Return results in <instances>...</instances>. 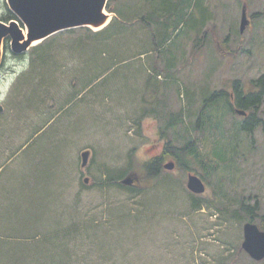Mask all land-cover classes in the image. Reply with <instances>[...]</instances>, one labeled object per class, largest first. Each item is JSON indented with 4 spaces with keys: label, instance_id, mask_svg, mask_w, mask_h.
I'll use <instances>...</instances> for the list:
<instances>
[{
    "label": "rangeland",
    "instance_id": "1",
    "mask_svg": "<svg viewBox=\"0 0 264 264\" xmlns=\"http://www.w3.org/2000/svg\"><path fill=\"white\" fill-rule=\"evenodd\" d=\"M205 2L209 20L204 29H198L208 32L205 37L197 33L189 39L178 38L177 43L186 42V55L166 78L155 69L164 70L166 58L159 54L162 47L154 48L152 43L159 27L155 24L149 30L136 19L140 11H149L150 1H115L114 6L122 11V15L117 13L118 23L126 30L107 42L101 36L83 43L93 55L97 45L102 49L106 45L109 52L95 63L80 48L73 55L77 42L69 40L76 33L66 34V40L53 49L56 65L41 78L44 88L34 92L40 96L39 104L31 109L24 101L34 90L19 78L29 69L33 46L20 55L24 64L12 49L11 37L4 41L0 264L16 259V264H264L242 248L244 224L250 220L264 224L262 125L253 133L236 131L244 117L230 111L226 98L210 107L207 104L208 108L202 104V100H215L209 97L214 91L243 90L264 72V0H248L250 21L242 33L244 0ZM3 11L0 0V14ZM170 33L174 38L175 33ZM115 63L119 64L112 67ZM37 67L39 73L47 70ZM98 74L102 76L83 92L63 101ZM147 80L151 85L147 86ZM186 89L190 94L186 95ZM181 103L183 122L169 129L165 139L160 126L172 111L181 109ZM154 109L157 115L151 113ZM258 117L264 118V102ZM169 139L178 146L188 139L197 141L199 151L216 165L213 173L200 169L209 184L201 196L211 206L199 211L189 208L188 173L178 165L172 170L164 167L176 162L174 157L164 160L160 177L154 181L156 191L142 190L144 162L159 156ZM218 145L231 147L224 167L215 163ZM87 148L92 154L81 168V152ZM129 166L132 172L125 175L135 173L138 182L131 186L138 190L90 186L93 178L99 181L108 172ZM87 177L89 187L82 185ZM139 190L144 192L138 194ZM239 198L257 204L254 219L232 216ZM93 225L103 227L92 230ZM105 227L111 239L102 238Z\"/></svg>",
    "mask_w": 264,
    "mask_h": 264
},
{
    "label": "trees",
    "instance_id": "2",
    "mask_svg": "<svg viewBox=\"0 0 264 264\" xmlns=\"http://www.w3.org/2000/svg\"><path fill=\"white\" fill-rule=\"evenodd\" d=\"M149 1H150L149 11L146 14H141V11H140L136 19H138V21L144 22V26H147L148 29L152 28V26L155 24L159 27V33H156L155 41L152 43H153L154 48L162 47L163 50L159 51V54L164 55V57H166L164 59V62H165L164 70L166 71H164L163 69L159 70V68L157 67L155 69L158 72L160 71L164 72L166 75L165 77L168 78L169 74L173 73L172 70L173 71L176 70V67L178 66V60L182 57V55L184 57L186 55V50L184 49V44H186V42L177 43L176 41L182 35H185L186 38L189 39L191 38V36L194 37V34L202 33L198 28L204 29L206 27L205 26L206 23L209 20V18H207V12L209 11V9L206 6L208 4L205 2L206 0H149ZM112 2L113 0H109L107 4V9L113 12L115 11L122 15V11L119 10V8L117 9L112 4ZM3 3H4V11L3 13L0 14V19L6 22L12 19L19 21L18 17L9 9L5 0H3ZM133 12H137V10H134ZM129 13H132V11H130ZM118 21H119L118 18H114L113 21L106 28L96 31V32L88 27L71 29V30L53 35L52 37L46 39L42 43L34 46L29 56V59H30L29 69L28 71H23L21 73L22 78H19V80L24 79L25 80L24 82H27L26 84L27 89L32 88L34 90L31 92L32 94L25 97L26 100L24 101V103L28 104L27 107L31 109V108H35L36 106H38L37 104H39L40 96L38 93H36V96H35L34 92L38 88H39L38 90H40L41 88H44V85H43L44 79H42L41 81V78H44L43 76L46 77L49 71L51 72V68L56 65L55 57L57 56V53H55L53 49H55V47L61 41L63 42L66 40V39L63 40V37L66 34L73 35L74 33H76L74 35L75 36L74 40L70 38L71 40L70 41L68 39L70 43L77 42L76 45L73 47L71 54L78 55L77 52H78V49L80 48L82 50L81 52H84V55L86 56L90 55V61L95 63L96 61L100 59V57L105 52H109L107 51V46L104 45L103 49L105 51H103L102 47L97 45V47L92 51V53H96V55H93L89 53L87 49L89 45L83 46V43L95 37H99V39H101L100 38L101 36H102V39H101L102 42L109 41L110 40L109 37L119 33L120 31L122 32L123 29L126 30V28H124L126 26L122 27L118 23ZM176 30L178 33L173 38L172 33L170 32L172 31L175 32ZM79 31H85V34L77 33ZM156 31H152V32H156ZM206 33L207 32L204 31V33L202 34L206 35ZM157 36L159 38V41L157 39ZM229 37L230 36H227L223 40V43L227 44V40L229 39ZM93 43L95 44L96 42L94 41ZM226 47H228L227 49L230 50L229 46H226ZM226 47H225V52H228V50L226 51ZM140 54L141 53H138L135 56H139ZM21 58L23 59V61L21 62L24 64H27L26 60L23 57ZM117 64L119 63L113 64L112 67ZM37 65L47 67L46 68L47 70L44 71V73H41V72L39 73V71L37 70L38 68ZM178 68L181 69V67H178ZM101 76L102 74H98L97 76L87 79L85 83H83L80 90L70 93L68 95L69 97L67 96L63 101L68 100V98L72 100V94L73 95L80 94L86 88H88L93 82L97 81ZM37 79H39V81H36ZM152 79L154 80L155 83L160 84V82L158 83L157 78L152 77ZM148 85H151L150 80H147V86ZM153 87L155 91L156 86H153ZM236 90H237L236 93L238 96L237 97L238 107L241 109L252 110L251 114L247 116L246 119L242 121V123H240L239 128L236 131L243 130L249 133H253L256 126H258L259 124L263 125V130H264V119H261L258 117V110L264 101V72L258 78L251 81L250 83L251 92L248 95H246V97L244 96V92H245L244 90H241L239 88H236ZM190 92L191 91L186 89V95L190 94ZM211 97L214 98L215 95L213 96L211 95ZM40 104H41V101H40ZM230 107H231V110H233V107L232 106ZM155 110L156 109H154V112H151V113L157 115V111ZM183 111H184V108H183V105L181 104V109L179 111L177 112L172 111V115H169L168 118L166 117L165 124L160 127L161 136H165L166 132H168L169 129L173 127H177L178 124L183 122V117H184ZM139 119L140 118H137L135 121L137 124H139ZM230 142L231 141L228 139V144ZM218 148L219 149L215 153L216 155H214L216 159L215 163L219 165H223L224 167L228 164V157L226 159V156H227L226 151L231 149V147L228 148L226 146L223 147L221 145H218ZM199 149L200 148L198 147V142L195 140L188 139L187 141L183 143L181 142V144L178 146L175 144L174 141L169 139L168 142L165 144L163 154H161L160 156L153 157L144 162L141 180L143 183H145L144 184L145 186L142 187V190L144 191L147 189L154 190L156 188L154 181L155 179H158L160 177V174L162 172V164L168 156L169 157L175 156L178 159V162H177L178 166L181 167V169L184 172L191 171V172L197 173L204 180L208 181L206 173L207 174L209 172L213 173L214 167L216 165L214 163H211V159L210 160L207 159V155L206 156L203 155L202 152L199 151ZM132 168H133L132 166H129L128 168L121 169L115 172H108L105 175V179L101 178L99 181H96L93 178L92 179L93 183L90 186L96 187V185H100V189H102L106 186L109 187L111 185L112 186L116 185L119 188L118 189L119 191H122V189L134 190L136 188H133V186H125L121 182V180L126 176L125 173L132 172ZM200 169L204 170L206 173L205 174L201 173ZM82 185H84L85 187H89V185H86L85 183H83ZM130 190H127V191H130ZM136 190H138V188ZM140 190L138 194L144 192ZM189 194L191 196V199L189 200V208L191 210L198 211L200 210V208H202L204 203L208 202L207 199H205L204 197L192 194L190 192ZM164 196L168 198L167 194H164ZM165 202H169V200ZM256 205L257 204L252 205L250 201L244 202L242 198L236 199L235 206H234L235 213L232 214V216L235 218L234 215H237L241 219L245 218L248 220L254 219L256 217V214H255V211L257 209ZM136 216L139 217L138 215ZM232 216H229V217L231 218ZM145 220L146 219H144V221ZM145 222L149 224V221H145ZM259 226L261 229H264L263 223L262 224L260 223ZM101 227L103 226L93 225L92 230H96L95 228L98 229ZM103 233H105L102 236L104 240L111 239L112 235L108 233L107 227L103 229ZM94 238L96 241L98 240L96 235ZM64 239H67V236ZM13 261L14 262L11 264H16L18 262L17 259L16 261L15 260Z\"/></svg>",
    "mask_w": 264,
    "mask_h": 264
},
{
    "label": "water",
    "instance_id": "3",
    "mask_svg": "<svg viewBox=\"0 0 264 264\" xmlns=\"http://www.w3.org/2000/svg\"><path fill=\"white\" fill-rule=\"evenodd\" d=\"M10 9L24 23L28 30L27 39L21 42L25 35L23 28L17 21L5 23L0 21V61L1 44L6 37H11L12 49L15 53L25 52L34 40L45 39L59 31L74 27L102 25L107 15L104 8L107 0H7ZM247 25L246 12L243 11L241 30ZM245 113L244 111H240ZM92 150L85 149L81 152V168H85L91 157ZM166 169H173L175 162L165 164ZM137 180L135 175H129L123 179L126 185L133 184ZM89 182V178H85ZM188 189L196 194L206 190V184L196 174L189 173ZM242 248L254 259L264 258V230L253 222L244 224V241Z\"/></svg>",
    "mask_w": 264,
    "mask_h": 264
},
{
    "label": "flooded vegetation",
    "instance_id": "4",
    "mask_svg": "<svg viewBox=\"0 0 264 264\" xmlns=\"http://www.w3.org/2000/svg\"><path fill=\"white\" fill-rule=\"evenodd\" d=\"M250 92H251V91H249L248 93H245V92H244V96L246 97V95H248ZM220 94H224V93H220ZM225 96H227V97L229 96V100H228V102H229V103H232V104L235 106V104H236L235 101H236V100H235V101H231L230 99L234 100L236 97H238L237 94L230 93V95H225ZM245 111H246V110H245ZM249 114H250V113H249L248 111H246V117L249 116Z\"/></svg>",
    "mask_w": 264,
    "mask_h": 264
},
{
    "label": "bare ground",
    "instance_id": "5",
    "mask_svg": "<svg viewBox=\"0 0 264 264\" xmlns=\"http://www.w3.org/2000/svg\"><path fill=\"white\" fill-rule=\"evenodd\" d=\"M110 20V18H108V20H106V22H108ZM27 36L25 35V38L23 40H26ZM23 40L21 42H23ZM39 40L33 41V44L37 43ZM82 172H85L82 170ZM86 173V172H85ZM87 176V175H86Z\"/></svg>",
    "mask_w": 264,
    "mask_h": 264
}]
</instances>
